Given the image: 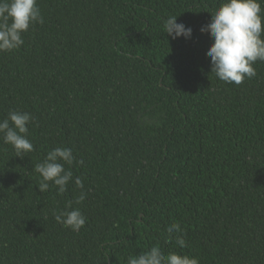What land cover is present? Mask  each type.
Returning <instances> with one entry per match:
<instances>
[{"label": "trees", "instance_id": "1", "mask_svg": "<svg viewBox=\"0 0 264 264\" xmlns=\"http://www.w3.org/2000/svg\"><path fill=\"white\" fill-rule=\"evenodd\" d=\"M219 3L38 0L44 22L0 53V119L36 118L23 158L0 138V264H127L155 245L264 264V62L239 85L211 74L200 29ZM172 15L191 39L166 34ZM55 147L72 150L80 204L74 183L39 190L34 165ZM69 202L78 233L52 215ZM173 223L188 247L167 241Z\"/></svg>", "mask_w": 264, "mask_h": 264}, {"label": "clouds", "instance_id": "2", "mask_svg": "<svg viewBox=\"0 0 264 264\" xmlns=\"http://www.w3.org/2000/svg\"><path fill=\"white\" fill-rule=\"evenodd\" d=\"M43 18L38 0H0V53L19 50L25 43L24 35ZM164 31L172 39H191L193 30L182 23H177V16L164 20ZM213 40L207 51L211 59V74L228 84H241L245 79L256 76L254 65L264 62V0H220L211 12L210 23L200 29ZM36 118L27 111L13 110L0 119V138L10 145L16 157L23 158L34 151V145L28 139L29 125L35 124ZM75 157L67 147H55L46 157L34 165L38 174L37 185L40 192L57 189L63 196L68 185L81 189L76 203H82L87 193L83 191L84 182L73 176L71 165ZM83 164V161H79ZM65 165L69 167L66 168ZM55 221L73 232H80L86 224V217L77 207L69 202L64 210L52 213ZM167 241L184 249L188 247L179 223L167 227ZM127 264H200L199 259L188 254L170 251L165 253L159 245L150 247L139 255L127 258Z\"/></svg>", "mask_w": 264, "mask_h": 264}]
</instances>
